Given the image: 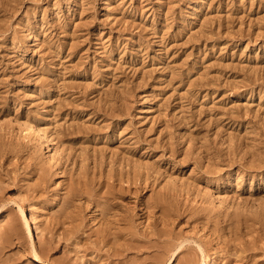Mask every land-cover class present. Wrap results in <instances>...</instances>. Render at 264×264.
Segmentation results:
<instances>
[{
  "label": "rangeland",
  "instance_id": "374dc122",
  "mask_svg": "<svg viewBox=\"0 0 264 264\" xmlns=\"http://www.w3.org/2000/svg\"><path fill=\"white\" fill-rule=\"evenodd\" d=\"M34 256L264 264V0H0V264Z\"/></svg>",
  "mask_w": 264,
  "mask_h": 264
},
{
  "label": "bare ground",
  "instance_id": "6f19581e",
  "mask_svg": "<svg viewBox=\"0 0 264 264\" xmlns=\"http://www.w3.org/2000/svg\"><path fill=\"white\" fill-rule=\"evenodd\" d=\"M18 126L23 130V133L25 134V138H29L30 140H36L40 145H42L43 148L47 147L48 150L52 147V149L54 150V152L52 153L53 157H57L60 155V150L57 147L53 146V143L51 142L49 135L45 131H43L39 126L26 122H18ZM219 203H222L221 199L219 200ZM21 216H22V222L26 228L28 236L32 241L29 221L27 220V218H25L23 211H21ZM34 259L38 264H44L36 256H34Z\"/></svg>",
  "mask_w": 264,
  "mask_h": 264
}]
</instances>
